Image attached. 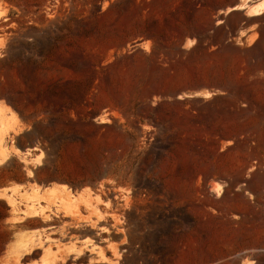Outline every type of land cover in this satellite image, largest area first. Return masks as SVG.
<instances>
[{
    "label": "rangeland",
    "instance_id": "rangeland-1",
    "mask_svg": "<svg viewBox=\"0 0 264 264\" xmlns=\"http://www.w3.org/2000/svg\"><path fill=\"white\" fill-rule=\"evenodd\" d=\"M0 264H264V0H0Z\"/></svg>",
    "mask_w": 264,
    "mask_h": 264
}]
</instances>
